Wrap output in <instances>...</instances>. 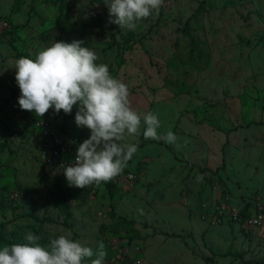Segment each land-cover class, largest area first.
<instances>
[{"label":"rangeland","instance_id":"1","mask_svg":"<svg viewBox=\"0 0 264 264\" xmlns=\"http://www.w3.org/2000/svg\"><path fill=\"white\" fill-rule=\"evenodd\" d=\"M109 2L0 0V247L31 232L45 246L103 241L104 264H264V226L230 216L264 204V0H164L134 31L109 22ZM55 41L95 51L141 117L124 141L138 145L123 170L135 180L114 181V197L105 182L70 187L43 157L36 121L69 146L90 138L78 105L43 117L19 106L16 61ZM149 112L175 143L144 138Z\"/></svg>","mask_w":264,"mask_h":264},{"label":"clouds","instance_id":"2","mask_svg":"<svg viewBox=\"0 0 264 264\" xmlns=\"http://www.w3.org/2000/svg\"><path fill=\"white\" fill-rule=\"evenodd\" d=\"M164 0H110L109 22L134 31L138 22L158 14ZM83 41L54 42L41 50L35 59L21 57L15 63V79L21 95L22 110L43 117L50 109L71 114L78 105L75 123L88 128L90 138L78 147L74 163L64 166L70 187L84 189L109 182L121 174L138 150V145L126 143L127 137L140 134L141 117L132 109L129 88L114 78L106 64H97L98 56ZM145 139L175 143L169 131L161 136L158 116L143 117ZM26 243L0 247V264H104L107 250L103 241L95 249L82 246L64 235L52 239L46 246L41 237L31 232ZM93 257H95L93 259Z\"/></svg>","mask_w":264,"mask_h":264},{"label":"built area","instance_id":"3","mask_svg":"<svg viewBox=\"0 0 264 264\" xmlns=\"http://www.w3.org/2000/svg\"><path fill=\"white\" fill-rule=\"evenodd\" d=\"M7 27V24H4ZM2 28V26H0ZM34 130L38 133L39 137L42 139V148H43V157L46 158L49 162H56L60 168L64 169L65 165H72L74 163L77 150L79 146H69L64 139L60 137V135L54 129V126L48 120H40L34 123ZM135 180V176L133 173H125L122 172L117 177L113 179V181L118 182H133ZM245 207L241 213H232L230 216L233 221L241 220L242 223L246 226V228H260L264 226V204L257 203L254 210L253 207L248 208ZM223 209H219L218 212H222ZM244 212L246 215H244ZM222 216L216 215L212 218L213 224L221 223ZM210 222V221H209ZM110 244V243H109ZM112 250L117 247L112 243L110 244ZM114 251V250H113Z\"/></svg>","mask_w":264,"mask_h":264},{"label":"trees","instance_id":"4","mask_svg":"<svg viewBox=\"0 0 264 264\" xmlns=\"http://www.w3.org/2000/svg\"><path fill=\"white\" fill-rule=\"evenodd\" d=\"M105 184L107 185V187H108V189H109V191H110V195H111L112 197H114V194H115V192H116V190H115V188H114V186H115L114 181L111 180V181H109V182H105ZM244 215H246L245 212H244ZM113 216H115V215H113ZM94 258H95V257H93V259H94Z\"/></svg>","mask_w":264,"mask_h":264},{"label":"crops","instance_id":"5","mask_svg":"<svg viewBox=\"0 0 264 264\" xmlns=\"http://www.w3.org/2000/svg\"><path fill=\"white\" fill-rule=\"evenodd\" d=\"M194 186H195L196 189H198V188L200 187V184H198V182L195 181ZM190 200H191V201L193 200L192 203H190V204L195 205L194 198H191ZM129 204H130V205H129V208H132V207H133V204H131V201H130ZM164 214L166 215V212H164Z\"/></svg>","mask_w":264,"mask_h":264}]
</instances>
